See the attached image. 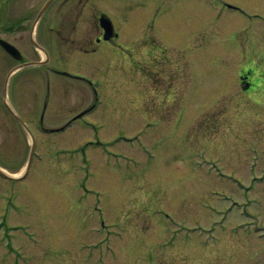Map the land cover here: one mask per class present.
I'll use <instances>...</instances> for the list:
<instances>
[{"label":"rangeland","instance_id":"rangeland-1","mask_svg":"<svg viewBox=\"0 0 264 264\" xmlns=\"http://www.w3.org/2000/svg\"><path fill=\"white\" fill-rule=\"evenodd\" d=\"M173 2L126 7V55L61 64L94 86L38 68L10 86L42 158L0 177V264H260L264 0ZM6 73L0 168L15 175L32 141Z\"/></svg>","mask_w":264,"mask_h":264},{"label":"flooded vegetation","instance_id":"flooded-vegetation-1","mask_svg":"<svg viewBox=\"0 0 264 264\" xmlns=\"http://www.w3.org/2000/svg\"><path fill=\"white\" fill-rule=\"evenodd\" d=\"M140 3V0H0V62L7 69L5 83L9 78L14 91L15 84L22 82L20 78L33 68L75 78L60 70L66 58L79 53L87 56L106 54L109 50L124 52L125 48H120L123 42L119 43L122 30L126 36L139 35L121 27L125 4L134 9ZM109 8L117 13L111 15ZM2 40L16 47L19 55L14 57L8 52ZM4 101L3 94V104ZM5 110L14 117L8 107Z\"/></svg>","mask_w":264,"mask_h":264},{"label":"water","instance_id":"water-1","mask_svg":"<svg viewBox=\"0 0 264 264\" xmlns=\"http://www.w3.org/2000/svg\"><path fill=\"white\" fill-rule=\"evenodd\" d=\"M5 45V47L12 52L14 55L17 53V51H15L16 49H14L11 45H7L5 43H3ZM264 264V263H263Z\"/></svg>","mask_w":264,"mask_h":264},{"label":"bare ground","instance_id":"bare-ground-1","mask_svg":"<svg viewBox=\"0 0 264 264\" xmlns=\"http://www.w3.org/2000/svg\"><path fill=\"white\" fill-rule=\"evenodd\" d=\"M20 174H21V173H17V174H15L14 176H15V177H18V176H20Z\"/></svg>","mask_w":264,"mask_h":264}]
</instances>
